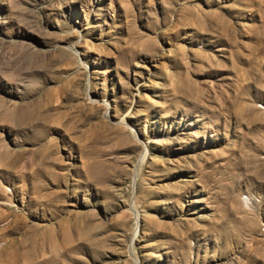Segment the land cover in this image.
Returning a JSON list of instances; mask_svg holds the SVG:
<instances>
[{
  "label": "rangeland",
  "instance_id": "1",
  "mask_svg": "<svg viewBox=\"0 0 264 264\" xmlns=\"http://www.w3.org/2000/svg\"><path fill=\"white\" fill-rule=\"evenodd\" d=\"M5 243L264 264V0H0Z\"/></svg>",
  "mask_w": 264,
  "mask_h": 264
},
{
  "label": "bare ground",
  "instance_id": "2",
  "mask_svg": "<svg viewBox=\"0 0 264 264\" xmlns=\"http://www.w3.org/2000/svg\"><path fill=\"white\" fill-rule=\"evenodd\" d=\"M7 248V244L5 243L4 246H2V248H0V253H3L5 251V249ZM15 252V251H14ZM17 253V252H16ZM14 255V254H13ZM18 255V254H17ZM22 255V253H21ZM18 257V256H17ZM20 257V256H19ZM15 259V258H14ZM19 259V258H18ZM12 261V260H11Z\"/></svg>",
  "mask_w": 264,
  "mask_h": 264
}]
</instances>
